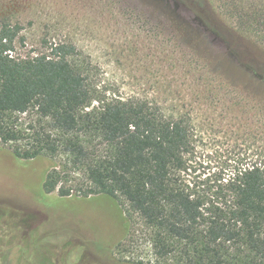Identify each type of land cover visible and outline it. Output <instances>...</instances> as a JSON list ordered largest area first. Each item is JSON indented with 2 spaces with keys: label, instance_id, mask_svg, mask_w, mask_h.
<instances>
[{
  "label": "trees",
  "instance_id": "1",
  "mask_svg": "<svg viewBox=\"0 0 264 264\" xmlns=\"http://www.w3.org/2000/svg\"><path fill=\"white\" fill-rule=\"evenodd\" d=\"M178 1L217 40L212 52L264 75L247 33L215 0ZM0 5V141L31 167L50 162L45 195L119 199L128 220L150 232L159 264H264V162L208 173L196 160L198 115L216 112L224 95L203 59L175 53L174 80L155 82L157 95L121 93L71 28L45 40L47 52L18 56L23 23ZM72 172L87 184L71 185ZM96 263L123 264L113 253Z\"/></svg>",
  "mask_w": 264,
  "mask_h": 264
},
{
  "label": "rangeland",
  "instance_id": "2",
  "mask_svg": "<svg viewBox=\"0 0 264 264\" xmlns=\"http://www.w3.org/2000/svg\"><path fill=\"white\" fill-rule=\"evenodd\" d=\"M3 1L18 10L23 23L25 44L16 43L18 56L47 52L44 41L71 28L77 45L104 65L121 93L157 95L155 82L167 86L174 80L175 53L203 59L215 74L211 77L224 86V95L216 112L209 108L198 115L200 171L220 173L235 163L264 162V75L253 76L221 51L212 52L217 40L178 0ZM214 5L247 33L264 61V0H215ZM49 169L47 160L32 167L17 160L0 141V264L108 263L112 253L123 264H159L150 232L138 217L128 220L119 199L45 195ZM71 178V185L87 184L80 172H72Z\"/></svg>",
  "mask_w": 264,
  "mask_h": 264
}]
</instances>
